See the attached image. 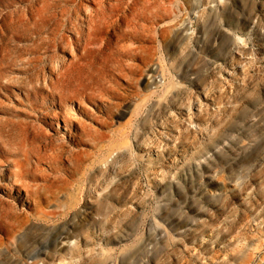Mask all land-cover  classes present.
Masks as SVG:
<instances>
[{
  "label": "rangeland",
  "instance_id": "1",
  "mask_svg": "<svg viewBox=\"0 0 264 264\" xmlns=\"http://www.w3.org/2000/svg\"><path fill=\"white\" fill-rule=\"evenodd\" d=\"M138 1L136 39L123 22L118 49L104 35V50L86 52L98 96L60 108L47 94L74 89L52 82L103 0H0V198L29 214L0 222V264H264V0ZM33 116L51 119L64 157L77 152L29 155L52 198L39 205L12 185L33 146L19 120ZM79 190L71 227L57 199Z\"/></svg>",
  "mask_w": 264,
  "mask_h": 264
},
{
  "label": "bare ground",
  "instance_id": "2",
  "mask_svg": "<svg viewBox=\"0 0 264 264\" xmlns=\"http://www.w3.org/2000/svg\"><path fill=\"white\" fill-rule=\"evenodd\" d=\"M115 1H119V0H115ZM103 2H104V5L105 3L106 5L105 6L103 5L102 7L103 8L102 17L100 19H96L94 16L89 17V24H88L89 37L83 39L84 28L77 27L76 40H74L73 42L69 41L70 43L69 48L73 52L71 68L66 70L65 66H63V68H61V70H59L58 73L56 74L57 78L54 82H52V84L58 85L59 88H61V91H63L61 87L63 85V82L68 81L69 79H72L71 82L73 83L74 89L70 92L65 91V92H60V94H55L54 92L55 86H54L52 88L51 93L47 94V96L49 97L51 101V104L54 106L56 104L57 106L61 108L64 104L68 102H72V103L74 101L79 102V101H82L83 99H86L87 97L98 96V93L100 92L99 87H96L95 85L99 86L100 81L98 79V76L100 74L99 71L101 69L99 65L96 64L97 61H95V56L92 58V60L88 61L86 59V56H87L86 52L90 50H96L98 51V53H100L105 48V43H107L106 42L107 37L111 45L110 48L112 49V52H114L115 49H118L119 39L117 38L115 42H112L113 31L116 30L117 28H120L123 22H127V29L124 30L125 37L129 39H136L137 32H135V30L133 29H130V27L139 15L138 14L139 12L138 2L139 1L138 0H128V1L114 3L113 0H103ZM112 10L116 11V13H111ZM15 13L16 12L11 11L10 15H13ZM21 16H26V15H21ZM164 18L165 17L160 15V16H157V18L155 19V21L158 24L160 23L159 33H160L161 38L164 37V32L166 31V25L163 22ZM134 24L137 27V23H134ZM114 33H116V31ZM104 35H107V37L105 38ZM74 43L79 48L78 53H75V47L73 46ZM130 48H133V47H130ZM61 49L64 50L65 48L60 47V50ZM163 60L164 59L160 58L161 69H163ZM62 69H65L64 72L62 71ZM58 86H56L57 90H59ZM33 117H34L33 120H22V119L19 120L20 123H24L26 125H32L33 127L32 129L33 146L31 148L24 149L23 153L25 155V158L18 159L15 162L14 171L16 173V178L12 179L13 180L12 185L22 187L23 190L27 191V195H30V198L33 197V201L36 203V205H39L40 203H43V200L46 202L52 201V198L51 196L46 194L47 192L44 191V193H42V190H41V189H44V187L46 189L48 184L40 185L32 181V180H37L38 177L35 176V173L33 171V165H31L32 163L28 159L29 155L33 154L34 152L37 155L36 165H39L42 163L43 160L45 161L48 159L51 161L52 159L54 160L59 159V161H61L65 158H68L69 160L73 161L74 158L77 157L76 156L77 152L71 151L70 155H67L66 157H64L67 154L68 150L65 147L64 143L55 142L53 135L49 131V128L54 129V124L51 122V119L47 120V119H43L42 117H37V116H33ZM27 164L29 166H27ZM55 169L59 170L61 168H55ZM28 178L31 180L28 181L27 180ZM51 178L52 177L49 176L47 180L49 181ZM52 180L53 181L59 180L61 182L60 185L57 186L58 191H56L55 193L60 192L62 189L66 188L63 186L67 181L65 176L53 177ZM49 186H53V182L49 184ZM1 187L2 186H0V189ZM33 193L35 194V196L33 195ZM79 193H80V190L78 192H74V191L66 192L64 196L65 201L63 200V198L61 201H60V198L57 199L59 208L63 207V211L65 212L64 214L67 216L63 222H66L67 225L71 227H73V221L70 219L69 220L67 219L69 215L72 213L70 211L76 210V207H77L76 204L78 202L77 194ZM20 194H21V191L17 188L15 191V195H13L14 198L13 196L11 197L13 199L18 198V200L19 199L22 200ZM80 201L81 202L83 201L85 203L86 200L84 197H81L79 199V202ZM5 202H6L5 200L0 198V222L1 223L4 222L5 225L11 228H17L19 226L24 225L27 222V217H29V214L21 213L20 216L25 215V217L23 220H20L18 214L14 212V210H16V207H17V202L15 203L6 202V205H5ZM3 218H5L7 221H5ZM10 231H12V229Z\"/></svg>",
  "mask_w": 264,
  "mask_h": 264
}]
</instances>
